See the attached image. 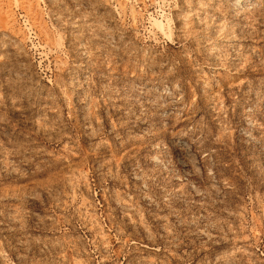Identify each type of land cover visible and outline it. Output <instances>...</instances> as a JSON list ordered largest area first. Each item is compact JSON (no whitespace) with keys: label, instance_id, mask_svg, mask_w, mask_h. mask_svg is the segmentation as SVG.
I'll list each match as a JSON object with an SVG mask.
<instances>
[{"label":"rangeland","instance_id":"obj_1","mask_svg":"<svg viewBox=\"0 0 264 264\" xmlns=\"http://www.w3.org/2000/svg\"><path fill=\"white\" fill-rule=\"evenodd\" d=\"M0 264H264V0H0Z\"/></svg>","mask_w":264,"mask_h":264}]
</instances>
